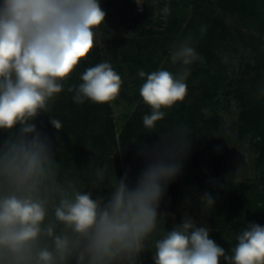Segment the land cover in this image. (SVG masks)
I'll use <instances>...</instances> for the list:
<instances>
[{"label": "clouds", "instance_id": "clouds-1", "mask_svg": "<svg viewBox=\"0 0 264 264\" xmlns=\"http://www.w3.org/2000/svg\"><path fill=\"white\" fill-rule=\"evenodd\" d=\"M106 15L100 0H0V130L9 133L0 145V264H137L157 228L167 186L181 173L190 149L187 129L142 148L145 167L135 183L125 171L104 196L93 198L92 190L102 189L95 180L91 190L80 191L58 178L51 143L33 121L50 112V102L96 47V29ZM170 57L184 66L175 74L138 71L144 79L139 94L151 108L143 117L146 129L164 119L163 109L183 101L188 66L203 61L190 36L172 47ZM80 80L67 88L76 104L106 103L123 84L107 61L87 67ZM49 117L60 131L61 121ZM106 170L97 169L96 177L102 181ZM199 199L202 209L215 205L208 192ZM210 231L184 215L155 240L154 252L149 248L154 264H221V258L226 264H264V226L247 224L231 254Z\"/></svg>", "mask_w": 264, "mask_h": 264}, {"label": "trees", "instance_id": "trees-1", "mask_svg": "<svg viewBox=\"0 0 264 264\" xmlns=\"http://www.w3.org/2000/svg\"><path fill=\"white\" fill-rule=\"evenodd\" d=\"M122 1L100 0L107 15L105 24L96 29V47L87 59H95L98 63L107 61L114 67L119 59L125 63L133 61L135 49L138 53L162 50L164 45L180 43L190 36L192 45L199 48L197 54L203 57V61L193 63L197 69L189 77V84L198 83L193 89L199 91L200 99L191 105L177 102L172 108L163 109L164 119L156 122L152 129L143 125V117L151 114V108L141 104L135 108L117 137L111 100L102 104L87 100L76 104L72 99L73 93L67 91L68 86L82 82L80 75L88 63L81 61L65 83L64 99L52 100L50 112L41 113L33 121L37 130L51 143L59 164L58 178L61 182H74L80 191L91 190L95 180L96 186L102 189H93V198L104 196L107 191L111 192L116 176L119 179L125 171L129 174V181L135 183L145 167V158L140 155L142 148L151 149L160 143V136L166 137L178 129H187L191 134L190 149L183 160L181 173L168 184L167 191L184 186L198 187L203 194L210 193L215 200L214 207L208 208L207 212L206 226L211 230L210 238L225 243L231 240L230 245L235 246L236 237L247 224L264 226V0H219V11L211 1L197 0L191 5L184 0L188 7L196 9L194 16L183 30L173 22L164 31L144 30L140 16L134 13L135 0H124L125 5ZM201 27L206 28L204 33H201ZM244 28L248 34L243 36ZM159 32L163 39H156ZM179 32L178 37H172ZM235 34L244 38L247 52L258 63L247 65L248 81L232 85L227 84L223 76L226 60L219 57L213 47L218 41L233 39ZM143 39L146 42L142 44ZM135 64L133 61L130 66ZM208 64L211 68L205 69ZM120 70L118 67L115 71L118 73ZM123 86L115 98L133 103L134 98ZM229 86L234 87L229 90ZM139 89L136 97L140 96ZM225 90L229 95L234 94L239 107L236 138L230 137L229 141L249 142L258 153L260 173L258 180L250 185L237 183L230 175L232 166L223 147L228 130L217 113L220 105L218 95ZM206 111H213L209 118L204 116ZM49 116L61 121L60 131L49 123ZM15 131L19 132V126ZM8 138L9 133L0 130V145ZM105 165L107 170L101 181L96 177V171ZM217 177L219 181L215 182ZM254 183H260L262 188L257 189L260 185ZM171 229L169 223L157 222L156 230L148 238L150 241L147 239L145 243L151 242V249L155 251V240ZM145 259L143 256V264H152Z\"/></svg>", "mask_w": 264, "mask_h": 264}, {"label": "rangeland", "instance_id": "rangeland-1", "mask_svg": "<svg viewBox=\"0 0 264 264\" xmlns=\"http://www.w3.org/2000/svg\"><path fill=\"white\" fill-rule=\"evenodd\" d=\"M207 1H211L216 11H219V8L217 7L219 0H206V2ZM121 3L125 5L124 0ZM134 8V13L140 16V22L143 24V29L148 31H164L168 25L173 22H175L176 25L178 24L181 27V30H183L189 20L194 16L196 10L195 8L188 7L184 0H142V3L139 4L135 0ZM165 8L166 10L163 12ZM161 34L162 33L159 32L156 39H163L164 37ZM180 34L181 32H179V34H174L172 37H178ZM246 34H248L247 29L244 28L242 35L244 36ZM234 36L233 39L227 38L218 41L216 46L213 47L217 55L226 60L223 76L227 80L226 83H232V85L248 81L249 74L247 72V65L251 64L254 66L258 63V61L247 52V48L243 42L244 38L239 37L240 35L238 34H235ZM141 42L143 44L146 41L143 39ZM178 44L179 43L176 42L169 43L164 45L162 50L160 48L159 50L157 49V51L154 50L152 52L144 50L141 53H138L135 49L133 61L136 62V64L134 67L130 66L133 61L125 63L121 61V59L113 64V69L117 70L118 67L121 68L118 74L123 80V89H126L129 96L135 100L133 103L127 99L121 98H114L111 100V106L113 109L112 117L114 119L117 137L123 126L133 114L135 108L141 104L144 106L146 105L140 96L136 97L135 95L137 89L144 83V79L138 76V71L143 70L147 74L164 68L174 74L179 72L184 66L179 62L173 64L171 62V57L168 59L170 50L174 45ZM192 46L198 53L199 48L194 45ZM85 61L88 65L83 67V71L87 67L94 66L98 63L95 59H85ZM188 67L190 68V73L186 80L187 95L183 101H180L179 103L191 105L197 102L199 91L193 89L197 87V82L192 85L189 84V77L197 67L194 64ZM205 67V69H210L211 65L208 64ZM233 87L234 86H229L228 88L231 90ZM63 92L64 90L57 94L53 100L60 101L64 99L65 95ZM226 92L227 90L224 92L220 91L219 95H223H218L220 105L217 108L218 116L228 130L229 137L227 136L223 139L225 156L228 159L230 166H232L230 173L231 177H233L237 183L250 185L252 181L258 180V175L260 173V168L257 165L258 153L249 142L237 141L232 143L229 141L230 137L236 138L239 107L233 97L234 94L231 93L229 95V93L227 94ZM212 112L213 111H206L204 114L205 118H209L212 115ZM112 143L113 142L111 141V144ZM214 181L218 182L219 178H215ZM254 185H260L257 189L262 188L260 183H254ZM202 195L203 193L198 187L180 186L175 191H166L159 205L158 213L160 216L158 217L157 222L169 223L173 228L182 222L184 215H189L197 226H206L208 207L202 209L201 201L199 199ZM149 241L146 243L148 248L146 247L140 254L137 264H143V256L146 257L145 260L147 262L153 264V250L151 249V242ZM214 241L223 247L226 253L231 254L230 249L234 247L230 245L231 240L228 242L229 244L223 241L221 242L219 239H215ZM221 264H226L223 258H221Z\"/></svg>", "mask_w": 264, "mask_h": 264}, {"label": "built area", "instance_id": "built-area-1", "mask_svg": "<svg viewBox=\"0 0 264 264\" xmlns=\"http://www.w3.org/2000/svg\"><path fill=\"white\" fill-rule=\"evenodd\" d=\"M189 4L193 5L196 3L197 0H186Z\"/></svg>", "mask_w": 264, "mask_h": 264}]
</instances>
